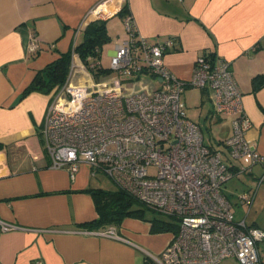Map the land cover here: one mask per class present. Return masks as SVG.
<instances>
[{"label": "crops", "instance_id": "1", "mask_svg": "<svg viewBox=\"0 0 264 264\" xmlns=\"http://www.w3.org/2000/svg\"><path fill=\"white\" fill-rule=\"evenodd\" d=\"M101 1L0 0V223L16 226L0 229V264H156L150 255L159 257L171 238L170 231H153L149 220L135 216L108 224L123 239L76 232L103 227L84 226L98 216L95 200L84 191L95 187V175L86 164L74 179L65 168L50 166L41 129L54 92L24 93L37 71L85 38L86 27L97 20L89 12ZM124 4L148 42L172 39L163 59L179 78L192 75L200 54L230 62L243 109L252 121L246 138L264 154V85L254 82L264 75V0H106L104 7L111 15L103 20L109 41L111 34L116 36L114 46L126 37L118 13ZM32 36L39 43L36 52L29 51ZM72 63V82L94 77L77 54ZM190 88L196 87H185L181 94L184 103L183 94ZM200 92L196 123L201 130V125L213 128L214 145L206 143L204 135L203 141L227 160L223 141L231 133L230 119L213 114L210 90ZM205 101L209 107L204 108ZM231 163L233 169L248 167L250 158L245 155ZM261 177L264 165L254 164L245 174L227 180L222 192L235 220L264 229ZM243 192L253 194L250 203L240 201ZM257 247L264 264V240ZM218 264L239 263L228 257Z\"/></svg>", "mask_w": 264, "mask_h": 264}, {"label": "built area", "instance_id": "2", "mask_svg": "<svg viewBox=\"0 0 264 264\" xmlns=\"http://www.w3.org/2000/svg\"><path fill=\"white\" fill-rule=\"evenodd\" d=\"M105 3H97L90 15L97 20L110 16ZM122 23L126 37L110 57L109 70L117 74L74 83L71 63L65 83L53 90L41 129L50 166L65 168L74 179L86 164L92 175L103 173L139 202L174 218L176 230L159 257L149 254L156 264H218L228 257L239 264H262L257 244L264 240V229L235 220L222 192L230 178L264 165V154L246 138L252 121L230 62L200 54L192 75L183 80L163 59L171 38L148 42L129 11ZM38 48L32 36L29 51ZM89 67H102L100 59ZM119 75L135 78L127 84ZM185 87L210 90L213 114L230 119L231 133L223 141L227 160L203 141L200 126L187 116L181 99ZM245 155L250 165L233 169L231 161ZM252 195L243 192L240 201L250 203ZM14 228L0 223L1 231ZM76 232L123 239L112 225Z\"/></svg>", "mask_w": 264, "mask_h": 264}, {"label": "trees", "instance_id": "3", "mask_svg": "<svg viewBox=\"0 0 264 264\" xmlns=\"http://www.w3.org/2000/svg\"><path fill=\"white\" fill-rule=\"evenodd\" d=\"M126 12L128 10L124 4L118 13L123 16ZM109 39L104 20L98 19L89 24L85 29V38L76 43L71 50L62 53L57 59L37 71L24 93L33 90L50 93L55 88L61 87L68 77L75 54L80 57L85 67L93 73L95 79H98L101 73L106 72V69L103 66L91 68L89 64L96 59H100L101 47ZM254 82L257 87L264 85V75L256 76ZM84 191L92 195L98 213L94 220L84 224L87 228L104 227L108 224L119 223L125 216H135L149 220L153 231L176 230L177 224L174 218L166 219L149 215L145 208L152 211L156 210L139 202L126 191L117 187L112 190L101 187H88Z\"/></svg>", "mask_w": 264, "mask_h": 264}, {"label": "rangeland", "instance_id": "4", "mask_svg": "<svg viewBox=\"0 0 264 264\" xmlns=\"http://www.w3.org/2000/svg\"><path fill=\"white\" fill-rule=\"evenodd\" d=\"M112 39L108 42H105L102 47H101V62H102V66L106 69V72L104 74H110L109 76H113L117 73H114L113 71L109 70L110 68V57H109V51L114 47V40L116 38V36L114 34H111ZM100 78H107L106 76H100ZM120 79V82L122 83H127L130 84L135 76H127V75H119L118 77ZM201 88H190L187 89L184 94H183V99L185 101V109H186V113L187 116L194 122L198 121V114L200 111V100L202 99L201 97V92H200ZM209 107V103L207 101H205V107ZM202 108V107H201ZM199 122V121H198ZM202 126V130H203V135H204V140L206 143L212 142L210 137L212 136V134L214 133L213 128H206L205 126ZM212 145H214V143L212 142ZM92 183L95 187H101L103 189H115L116 185L114 184V182L108 178L106 175H104L103 173H97L93 179H92ZM146 212L151 215V216H156V217H161V218H166V219H172L170 216L158 212V211H152L149 209H146Z\"/></svg>", "mask_w": 264, "mask_h": 264}]
</instances>
